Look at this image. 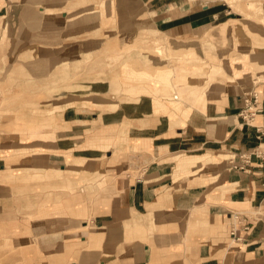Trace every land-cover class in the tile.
I'll use <instances>...</instances> for the list:
<instances>
[{
	"label": "crops",
	"instance_id": "obj_1",
	"mask_svg": "<svg viewBox=\"0 0 264 264\" xmlns=\"http://www.w3.org/2000/svg\"><path fill=\"white\" fill-rule=\"evenodd\" d=\"M35 1L17 12L19 49L47 71L34 80L50 83L51 104L0 115V264H264V158L241 157L264 149V111L252 125L239 117L257 83L264 106V0H249L257 16L230 0H124L141 1L166 38L217 44L207 73L168 67L172 89L133 99L123 86L110 97L107 79L60 74L58 22L44 20L59 14ZM84 1L106 31L113 13ZM241 57L231 78L225 67ZM214 65L223 70L210 77ZM238 211L249 230L230 217Z\"/></svg>",
	"mask_w": 264,
	"mask_h": 264
},
{
	"label": "rangeland",
	"instance_id": "obj_2",
	"mask_svg": "<svg viewBox=\"0 0 264 264\" xmlns=\"http://www.w3.org/2000/svg\"><path fill=\"white\" fill-rule=\"evenodd\" d=\"M27 1L22 0L20 3L19 0H0V14H2L4 5L8 7L10 4V8L16 10L15 13L12 12L11 17L5 19V23L0 18V115L8 113L20 105H38L44 99L48 101V104H51V98L44 97L46 93H50L49 87H47L50 83L48 82L42 87L41 81L34 80L41 73L47 74V71L42 72L43 67L40 65L29 64L35 56L31 51L19 49L18 10L26 6L31 9H40L35 6L36 4L40 5V2ZM94 1L101 5H107L108 14L113 13L114 15L106 18L108 26L106 31H102L99 27L98 13H90L94 9H98V5L87 7L83 5L86 2L84 0H53L43 4V8L49 13L59 14L52 18L51 15H48L44 20L48 22L47 25H50L51 21L55 25L58 22L60 47L55 50L54 54H58L59 62L63 63L58 67L60 74L67 75L68 71L72 72L76 81L107 79L110 83V97L120 94L121 86H123V91L129 95L130 99H133L143 92L159 93L172 89L171 76L175 69H167L168 67L178 66L180 63L184 67L187 62L189 68H193L194 64L192 63H197L195 67L204 68L203 71L206 73L209 71L206 62L210 59L206 55L215 51L217 46L215 39L210 41L206 39L201 43L195 40L179 41L166 37L165 40H162L160 37L164 36L152 30V28L155 29V23L150 17L141 12L137 17L135 13H132L126 1L108 0L106 3L101 0ZM246 1L245 6L243 5L244 0H231V4L233 2L235 11L247 15L246 12L252 10L257 16L256 14L262 9L257 8L249 0ZM74 4L76 9L69 8L70 10H68V7ZM132 5L141 7L139 2ZM77 7L79 8L77 9ZM248 7L250 10L247 11ZM255 19L256 21L260 20L252 16V20ZM160 45L162 48L165 46L161 55V52L156 48ZM188 47L194 50L192 51ZM46 54H51V51L44 50L43 55ZM246 57L247 55L244 56V58ZM238 61L240 62L234 64L236 68L249 62L243 60V57ZM47 68L50 69L49 66ZM160 68L162 69L160 70ZM225 68L228 73L231 72L233 75L232 64L231 67L226 65ZM250 71L256 77V71L252 67ZM131 72L141 75L139 78H131ZM256 81L262 82L264 79L257 78ZM257 84L256 88L259 91V83ZM35 92L38 94H34ZM91 107L93 108V105Z\"/></svg>",
	"mask_w": 264,
	"mask_h": 264
},
{
	"label": "built area",
	"instance_id": "obj_3",
	"mask_svg": "<svg viewBox=\"0 0 264 264\" xmlns=\"http://www.w3.org/2000/svg\"><path fill=\"white\" fill-rule=\"evenodd\" d=\"M244 105L242 106L239 117L242 120L243 123L252 125L253 121L257 115V113H260L264 111V106L262 104V100L260 97V92L257 90H251L244 98ZM263 132V131H261ZM264 133V132H263ZM253 156H260L264 158V149L263 148H255L252 152L248 154H244L241 157L246 159L247 162L251 160ZM230 217H233L235 221L238 222V224L243 223V229L249 230L251 226V222H246L247 215H245L242 212H233L230 214ZM245 220V222H243ZM238 227L237 225L234 226V228L231 229V236L236 241L243 240V236L237 232Z\"/></svg>",
	"mask_w": 264,
	"mask_h": 264
},
{
	"label": "bare ground",
	"instance_id": "obj_4",
	"mask_svg": "<svg viewBox=\"0 0 264 264\" xmlns=\"http://www.w3.org/2000/svg\"><path fill=\"white\" fill-rule=\"evenodd\" d=\"M225 1H227L228 2V0H225ZM233 1V0H232ZM235 1V0H234ZM217 2V1H216ZM230 2H231V0H230ZM230 2H228V4L230 3ZM141 5H142V2L140 1L139 2ZM213 3V2H212ZM232 4H233V2H232ZM204 6V5H203ZM130 8H131V10H132V12H134L135 14H138V13H140L141 12V7H135V6H133V5H130ZM208 8V7H207ZM175 17V16H174ZM173 18V17H172ZM232 27V26H231ZM216 33H214V35H215ZM151 37V36H150ZM150 37H148L149 39H150ZM171 37V36H170ZM145 38V37H144ZM147 38V37H146ZM162 40H165V37H160ZM159 38V39H160ZM216 38V37H215ZM156 39H158V38H156ZM148 41V40H147ZM152 41V40H151ZM155 41V40H154ZM158 43V42H157ZM193 43V42H192ZM163 45H165V44H163ZM165 47V46H164ZM163 47V48H164ZM154 48V47H153ZM157 48V50L159 51V52H161V51H163L162 49V47H161V45L160 46H158V47H156ZM159 48V49H158ZM189 48V47H188ZM187 48V49H188ZM189 49H191L192 51L194 50V49H192V48H189ZM165 50V49H164ZM186 50V49H185ZM168 51V50H167ZM154 52V51H153ZM163 52H161L160 53V55L162 54ZM157 54V53H156ZM227 56V55H226ZM138 60V59H137ZM139 61V60H138ZM137 62V61H136ZM140 62V61H139ZM201 62V61H200ZM208 62V61H207ZM236 62H238V59L237 60H235L234 59V61L233 62H231V64H234V63H236ZM240 62V61H239ZM132 63V62H131ZM188 63L186 62L185 63V66L184 67H189L188 65H187ZM192 64H194L192 67H195V64H197V63H192ZM233 66V77H231V78H235L237 75H240V73L242 72V70H238L234 65H232ZM152 67V66H151ZM151 67H148V68H151ZM183 67V68H184ZM159 69V68H158ZM157 69V70H158ZM162 68H160V70H161ZM151 70V69H150ZM154 70V69H153ZM156 70V71H157ZM222 70H223V68H221V67H219V66H216V65H214V66H212L211 67V71H210V77L211 76H214V75H216V74H218V73H220V72H222ZM244 70H247V68L245 67L244 68ZM155 71V72H156ZM132 73V72H131ZM130 74V73H129ZM141 75V74H140ZM139 73H137V75L136 74H134V73H132L131 75H130V77L131 78H134V77H137V78H139ZM143 75V74H142ZM152 75V74H151ZM173 75V74H172ZM231 75V74H230ZM264 76V75H263ZM172 77V76H171ZM141 79L143 78V77H140ZM259 78V77H258ZM128 91H129V89H128ZM180 93H182V92H180Z\"/></svg>",
	"mask_w": 264,
	"mask_h": 264
}]
</instances>
